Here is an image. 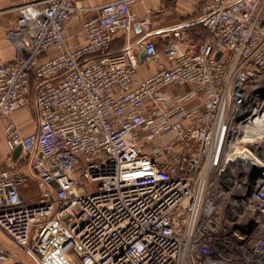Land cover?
I'll list each match as a JSON object with an SVG mask.
<instances>
[{"label":"built area","instance_id":"built-area-1","mask_svg":"<svg viewBox=\"0 0 264 264\" xmlns=\"http://www.w3.org/2000/svg\"><path fill=\"white\" fill-rule=\"evenodd\" d=\"M135 1L33 0L15 9L7 38L17 58L0 65V126L7 121L11 154L22 146L31 158L40 194L26 203L29 175L0 168V231L14 245L0 240V264H241L222 216L228 191L210 179L225 141L264 137L256 133L264 0H211L194 36L181 27L162 51L145 38L114 54L118 34L137 23L151 31ZM143 62L155 71L140 79ZM31 103L38 130L24 134L12 117ZM238 162L223 171L248 170ZM232 197L226 203L237 207ZM245 208L263 264L264 172Z\"/></svg>","mask_w":264,"mask_h":264},{"label":"crops","instance_id":"crops-1","mask_svg":"<svg viewBox=\"0 0 264 264\" xmlns=\"http://www.w3.org/2000/svg\"><path fill=\"white\" fill-rule=\"evenodd\" d=\"M33 0H0V65L13 62L17 58V50L13 42L7 38V31L15 28L17 25L18 14L16 8ZM114 0H93L96 6H102L105 3ZM211 0H136L132 4V11L137 15L139 21H148L151 23V31L144 32L142 27L137 23L134 32L129 36L118 34L113 43V52L119 53L125 50L129 43L132 46L137 45L145 38H151L158 44V49H164L165 41L175 30L181 27H189L192 33L200 30L199 20L202 9L210 3ZM87 6V4H84ZM96 12H90L86 17L95 16ZM142 53V52H141ZM165 57H163L164 59ZM155 71V65L149 62H143L139 69L140 79L151 76ZM32 104V105H31ZM26 108L16 112L12 119L20 126L24 134H31L38 130V113L33 103ZM34 109L32 114L31 108ZM7 121L0 126V168L11 166L17 168V160L9 158L11 152L7 146L4 127ZM5 168V167H4ZM32 176L29 175L28 183L21 189L24 201L33 204L37 201L39 194H36V170L31 169ZM28 175V174H27ZM35 194V195H34ZM3 240L11 248L14 246L12 241L3 234ZM16 249V248H15ZM21 257L27 260L26 256L17 249ZM10 264V263H9Z\"/></svg>","mask_w":264,"mask_h":264},{"label":"rangeland","instance_id":"rangeland-1","mask_svg":"<svg viewBox=\"0 0 264 264\" xmlns=\"http://www.w3.org/2000/svg\"><path fill=\"white\" fill-rule=\"evenodd\" d=\"M258 98L264 100V94L260 93ZM29 108H31V112L33 114L34 109H32V107ZM263 129L264 128L256 133L264 134ZM230 142L231 141L229 139L225 141L223 145L218 147L216 160H214L213 164V175L210 179L211 187L216 189V186H218L222 191H228L223 205L222 216L229 220L227 223H229L228 234H230V240L236 244L239 251H241L240 253H242L243 258L238 262L241 264H260L259 261L261 260V257L255 255L252 251L255 239H251V235L257 228L255 224L252 223L249 211L245 207L247 198L252 196L255 189H257L256 182L262 175V172H264V167L261 169H258L257 167V171L255 172L250 171L248 168V170H245L244 172L239 166V168H236L235 171L230 174H226L223 170L229 165V161L233 156L241 162L240 158H242L244 154L251 156L250 158L252 159L250 160L252 162L256 163L258 161L264 165V137L261 138L260 136H255L252 142H249L248 144L243 143L237 147H232ZM236 151L244 152V154L236 156L234 155ZM9 158H12V154H10ZM19 158L20 159L17 161V164L15 163L17 167L16 169L32 176L31 158L26 154H21ZM4 167L5 169L11 168L9 165L7 167L3 166V168ZM36 187V194H40V189L37 184ZM230 195H233L232 199L237 200V207L226 203V199ZM0 236L3 238V233L1 231ZM1 241L4 242L3 240ZM27 263L34 264L31 260H28Z\"/></svg>","mask_w":264,"mask_h":264},{"label":"water","instance_id":"water-1","mask_svg":"<svg viewBox=\"0 0 264 264\" xmlns=\"http://www.w3.org/2000/svg\"><path fill=\"white\" fill-rule=\"evenodd\" d=\"M145 55H146L145 51H142L141 57H140L141 61L144 60ZM22 151H23L22 146H18L13 153V158L15 160H17L20 157V155L22 154ZM246 164H247L250 171H252V172L257 171V166L250 159H246Z\"/></svg>","mask_w":264,"mask_h":264},{"label":"bare ground","instance_id":"bare-ground-1","mask_svg":"<svg viewBox=\"0 0 264 264\" xmlns=\"http://www.w3.org/2000/svg\"><path fill=\"white\" fill-rule=\"evenodd\" d=\"M264 106V105H263ZM255 127V126H254ZM264 130V129H263ZM244 154V152H237L236 151V153L234 154V155H236V156H238V155H243ZM251 156H248L247 154H244L243 156H242V158H240V160H241V162H245L246 163V159H252V158H250ZM254 159V158H253ZM254 164H256L257 165V167H258V169H261L262 167H264V165H262L261 164V162H253ZM247 165V164H246ZM248 168V167H247ZM245 175V174H244ZM257 183V182H256ZM257 186V185H256ZM256 190V189H255Z\"/></svg>","mask_w":264,"mask_h":264},{"label":"trees","instance_id":"trees-1","mask_svg":"<svg viewBox=\"0 0 264 264\" xmlns=\"http://www.w3.org/2000/svg\"><path fill=\"white\" fill-rule=\"evenodd\" d=\"M190 33H191V36H194V33H192V31L190 30ZM112 53H114L113 52V49H112ZM120 53V52H119ZM114 54H117V53H114Z\"/></svg>","mask_w":264,"mask_h":264}]
</instances>
